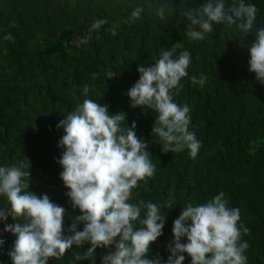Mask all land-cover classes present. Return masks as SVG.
Instances as JSON below:
<instances>
[{
    "label": "trees",
    "instance_id": "1",
    "mask_svg": "<svg viewBox=\"0 0 264 264\" xmlns=\"http://www.w3.org/2000/svg\"><path fill=\"white\" fill-rule=\"evenodd\" d=\"M205 2L0 0V167L13 163L29 167V190L37 196L47 194L66 209L65 235L80 212L73 210L60 179L63 169L57 161L63 149L58 143L64 133L57 124L88 98L109 106V114L126 113L127 126L135 122L137 135L149 145L155 174L132 190L129 201L157 204L166 217L162 236L150 245L149 259L158 255L166 264L173 222L181 210L188 203H206L223 191L228 207L240 210V223L249 229L241 236V242L249 244L246 264H264V84L249 71V48L257 30L264 27V0H244L257 8L251 33L241 32L239 21L225 22L214 24L204 40H192L185 33L190 22L180 12ZM224 3L227 12L239 0ZM162 4L169 5L166 20L156 15ZM136 7L143 8L141 17L124 23ZM98 19L107 24L92 30ZM7 34L13 39L5 40ZM86 37L87 42H82ZM179 42L182 47L174 57L186 50L191 64L180 82L183 88L173 99L190 108L189 130L202 145L196 159L187 149L164 153L162 142L152 135L157 113L132 108L127 96L139 80L137 68L153 64L162 51ZM201 75L206 78L204 85L191 82ZM84 85L90 89L87 97ZM170 198L171 207H165ZM0 209L10 211L4 197ZM12 223L11 217L0 221L3 228ZM0 239L5 241L0 246V264H12L9 252L16 237L4 232ZM89 246L73 245L62 259L49 264H101L104 255L115 251L114 246L97 248L94 261L74 259ZM184 264H191L187 254Z\"/></svg>",
    "mask_w": 264,
    "mask_h": 264
},
{
    "label": "clouds",
    "instance_id": "2",
    "mask_svg": "<svg viewBox=\"0 0 264 264\" xmlns=\"http://www.w3.org/2000/svg\"><path fill=\"white\" fill-rule=\"evenodd\" d=\"M168 9V4H162L156 12L158 18L166 20ZM142 12V7H136L124 23H134ZM180 14L190 22L186 35L200 41L214 31V24L225 22L232 25L239 21V30L251 33L257 8L239 0L238 6L234 4L226 12L224 0H207L199 8ZM105 24L107 20L98 19L91 27L99 30ZM112 34L116 35L115 31ZM4 39L10 41L13 37L7 34ZM87 40L86 37L82 42ZM181 47L180 42L176 43L162 51L153 64L139 66V80L127 96L132 108L157 113L152 135L162 142L164 153L187 149L190 158L196 159L202 145L189 130L190 108L173 99L183 88L180 82L188 76L191 64L186 50L174 57ZM249 54V71L264 84V27L257 30ZM191 82L202 86L206 78L193 76ZM89 91V86L84 85L85 97ZM57 128L64 133L58 143L63 149L57 161L63 169L60 179L68 189L66 195L73 210L79 209L80 215L68 227L70 234L65 235L66 209L53 203L47 194L37 196L29 190V167L23 163L0 167V197L10 205V211L0 209V221L11 217L14 223L6 224L4 232L16 237L9 252L12 264H49L52 259H62L73 245L81 248L85 244L90 245L87 251L77 253L75 260L94 261L97 248L114 246L115 251L104 255L101 264H162L158 255L155 259L148 255L150 245L163 234L166 217L157 204L129 202L132 190L156 171L148 143L136 133V123L128 127L126 113L109 114V106L85 98L59 121ZM164 206L171 207V198ZM143 209L146 212L141 218ZM240 219V210L228 207L223 191L206 203H188L173 222L166 264H184L185 254L191 264H246L249 244L241 242V236L249 234V229ZM80 224L84 225L82 231L77 230ZM185 238L187 242L182 243ZM4 243L0 239V246Z\"/></svg>",
    "mask_w": 264,
    "mask_h": 264
},
{
    "label": "built area",
    "instance_id": "3",
    "mask_svg": "<svg viewBox=\"0 0 264 264\" xmlns=\"http://www.w3.org/2000/svg\"><path fill=\"white\" fill-rule=\"evenodd\" d=\"M4 233V228L2 227V225L0 224V235H2Z\"/></svg>",
    "mask_w": 264,
    "mask_h": 264
}]
</instances>
